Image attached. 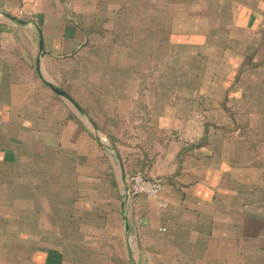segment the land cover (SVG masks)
I'll use <instances>...</instances> for the list:
<instances>
[{"label": "crops", "instance_id": "1", "mask_svg": "<svg viewBox=\"0 0 264 264\" xmlns=\"http://www.w3.org/2000/svg\"><path fill=\"white\" fill-rule=\"evenodd\" d=\"M0 257L264 264V0H0Z\"/></svg>", "mask_w": 264, "mask_h": 264}, {"label": "built area", "instance_id": "2", "mask_svg": "<svg viewBox=\"0 0 264 264\" xmlns=\"http://www.w3.org/2000/svg\"><path fill=\"white\" fill-rule=\"evenodd\" d=\"M23 15V11L19 10L15 17L19 18ZM20 19V18H19ZM128 180V198L138 195H145L150 198L160 199L164 185L161 180L148 177L144 172L136 171L127 176ZM162 207L166 208L167 203L160 201Z\"/></svg>", "mask_w": 264, "mask_h": 264}, {"label": "water", "instance_id": "3", "mask_svg": "<svg viewBox=\"0 0 264 264\" xmlns=\"http://www.w3.org/2000/svg\"><path fill=\"white\" fill-rule=\"evenodd\" d=\"M11 20L14 22H17L19 24H23L25 25L26 22H24L23 20H20L19 18L10 16ZM40 50L42 55H45V51H44V46H43V40L42 37L40 38ZM43 84H45L47 87H49L51 90H53L58 96L68 100L81 114H83V111L81 110L80 106L61 88L57 87L56 85H54L51 82H48L45 79H42ZM97 138L101 143H105V138L99 136V133L97 132ZM124 182H125V186H126V196L128 198L127 192H128V180H127V176L124 178Z\"/></svg>", "mask_w": 264, "mask_h": 264}, {"label": "rangeland", "instance_id": "4", "mask_svg": "<svg viewBox=\"0 0 264 264\" xmlns=\"http://www.w3.org/2000/svg\"><path fill=\"white\" fill-rule=\"evenodd\" d=\"M101 136V135H99ZM0 264H8L7 259L0 257Z\"/></svg>", "mask_w": 264, "mask_h": 264}]
</instances>
